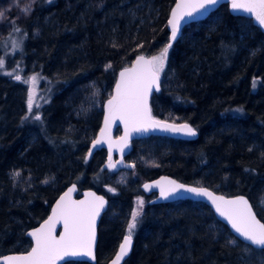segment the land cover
I'll list each match as a JSON object with an SVG mask.
<instances>
[{
  "label": "trees",
  "instance_id": "16d2710c",
  "mask_svg": "<svg viewBox=\"0 0 264 264\" xmlns=\"http://www.w3.org/2000/svg\"><path fill=\"white\" fill-rule=\"evenodd\" d=\"M175 1L37 0L19 24L24 44L17 61L52 94L39 122L25 119L24 86L0 76V258L26 253V233L75 184L107 200L96 264L115 255L135 197L146 204L124 264H264V251L238 242L206 205H152V196L139 191L165 175L224 197L242 195L264 223V35L249 19L220 6L186 25L169 49L150 110L153 118L187 123L196 140L134 141L126 159L132 170L123 179L124 169H108L103 151L87 159L119 71L169 43Z\"/></svg>",
  "mask_w": 264,
  "mask_h": 264
},
{
  "label": "snow or ice",
  "instance_id": "6c2138e0",
  "mask_svg": "<svg viewBox=\"0 0 264 264\" xmlns=\"http://www.w3.org/2000/svg\"><path fill=\"white\" fill-rule=\"evenodd\" d=\"M218 0H177L176 7L172 9L171 17L168 20V26L171 30L169 43L159 52L158 55L151 57L137 56L133 62L132 68H125L120 72V79L116 85V95L112 96L107 105H105L106 115L105 121L109 119V113L113 119L117 116L125 123L127 128L129 123L134 125V131H147L148 127L160 126L162 130L181 131L185 135L195 136L196 130L188 124L179 127L166 125L163 122L154 121L150 116V109L147 105L148 94L155 86L159 90L160 73L165 67L169 49L172 43L177 39L182 21L185 17L191 18L194 14L200 13L208 7L215 6ZM233 9H244L253 14L260 25L264 26V0H247V3H240L239 0H231ZM24 12L30 11V6L23 9ZM5 13L0 11V19H3ZM19 31V29H15ZM13 46L19 48V43L14 42ZM5 67V60L0 58V70ZM108 67H111L109 65ZM13 75V73H6ZM16 80L22 77L18 74L14 75ZM35 83L37 77L31 78ZM28 83V80H24ZM255 87V84L253 85ZM34 95L30 88L28 96L29 112L33 109ZM36 107H39L37 104ZM237 111H240L239 109ZM28 117H25L27 119ZM37 120L39 116L35 117ZM139 125V126H135ZM103 132V129L101 130ZM128 133L125 134V142ZM99 139L93 141V145L99 144ZM92 150L90 149L89 152ZM123 151V148L121 149ZM111 157V147L109 149ZM114 165H109L113 167ZM15 175H19L16 173ZM175 185L171 189L175 192L176 188L185 189L187 192L197 196L204 195L212 199V203L216 211L224 217L231 227L245 241L251 245L264 248V223H260L252 213L248 201L243 196L232 200H225L224 197L213 198L212 194L206 189L187 187L177 185L175 181H171ZM159 185V182H157ZM149 186L145 185V189ZM72 189H69L71 192ZM109 191H114L109 189ZM94 196V194H88ZM169 192L161 187V197L167 198ZM68 193L57 201L56 207L53 208V215L49 216L39 228L29 233L33 237L34 246L27 255L17 257H4L6 261H15L16 264H57V261L64 257H75L79 255L91 256L92 243L95 239V219L99 215V211L104 206L102 197H96L95 201H65ZM143 200H138L137 207L132 210L131 220L128 223V234L124 237L119 251L116 253L112 264H120L124 256L128 254L132 242V233L136 228L138 219L143 212ZM62 220L64 225V233L58 238L52 233L55 229V222Z\"/></svg>",
  "mask_w": 264,
  "mask_h": 264
},
{
  "label": "water",
  "instance_id": "95a60500",
  "mask_svg": "<svg viewBox=\"0 0 264 264\" xmlns=\"http://www.w3.org/2000/svg\"><path fill=\"white\" fill-rule=\"evenodd\" d=\"M239 2L240 3H247V0H239ZM176 4H177V0L173 4V8L176 7ZM223 5L227 6L229 14H231L235 17H239V18L244 17V18L249 19L252 22V25L257 27L261 31V33L264 35V26L260 25V23L257 21L256 17L253 14H251L248 11H245L242 8L233 9L231 0H218V3L215 6L208 7L205 10H202L200 13L194 14L193 17H191V18L185 17L184 20L182 21V27L180 29V32H179L177 39L180 37L181 32L186 25L205 21L206 19H208L210 14H212L213 12L218 10L219 7L223 6ZM172 9L169 12L168 20L171 17ZM168 20H167V24H166V30H168V34H169L168 41H169V38L171 35V30H170V27L168 26ZM176 40L172 43V46L175 44ZM141 56H144V55H141ZM144 57H146V56H144ZM135 60H136V58L133 60V62ZM133 62L131 63V66L129 67V69L133 67ZM122 70H120L116 76L117 79H116V81L112 87L111 95L108 97L106 102L103 104V108H102L103 116H102L101 123H100L101 125H100V128L96 134L95 139L93 140V141H95V140L99 139L100 143L95 145V146L93 145V141L90 143L88 153H87V159H90L95 154L99 153L100 151H103L106 155V158H107L106 159L107 164L111 163V161L113 160L114 161L113 165L116 169L132 170L131 164L124 162V160L127 159V156L130 154V152H131V146L130 145L134 141H140V140H144V138H147V137H156V136L157 137H164V138L168 137V138H172L175 140H183V141L196 140L198 138L197 131H196L195 136H188V135H185L181 131L162 130V128L160 126L148 127L147 131H143V130H141L139 132L134 131L133 130L134 125L132 123H129L127 128H126L125 123L118 116H117V118L113 119L111 116V113H109V119L106 122L105 121V115H106L105 105H107L108 100L112 96L116 95V91H115L116 85H117V81L120 79V72ZM159 91H160V79H159V90H157V88L154 86L148 94L147 105H148L149 109H150V100H151L150 98L155 93H158ZM150 116L153 118L151 110H150ZM153 120L163 122L166 125H172V126H176V127H179L180 125H183V124H187V123L175 124V123H171L168 121H162V120H159L157 118H153ZM135 126H139V125H135ZM102 129H103V132L101 131ZM126 132L128 133V136H127V140L125 142L124 138H125ZM110 147H111V157H110V152H109ZM122 148H123V151H121ZM90 149L92 150L91 152H89ZM171 181H175L177 185H184L185 188H187V187L201 188V187H197L194 185H192V186L187 185V184H184L182 182L180 183L171 177L161 175V176L157 177V179H155V180H147L146 182L141 184L139 187V191H141L142 195L146 198L152 196V198L149 200L150 204H152V205L170 204L172 202H178V201H191V202L194 201V202H199L203 205H206L210 209V211H212L215 219L218 222L222 223L227 228L229 233H231L232 236L238 242H241V243L247 245L251 249L253 248L255 250L264 251V248L253 246L250 244V242L245 241L242 237H240L239 234H237L235 232V230L231 227L229 222L216 211V208L213 205L211 198H209L208 196H204V195L197 196V195L190 193V192H187L185 189H181V188H176L175 192H172L171 189L174 188L175 185L171 184L170 183ZM157 182H159V185L157 184ZM145 185H148L149 187L147 189H145ZM161 187H163L166 191L169 192V195L167 198L161 197ZM69 189H72V191L69 192ZM202 189H206L209 193H211L213 198L224 197L220 194L212 192L208 188L204 187ZM65 193H68V196L65 197V201H69V202H78V201H89V202H91V201H95L96 197H102L103 201H104V206H103V208L100 209L99 215L96 216V219H95V225H94V227H95V239L92 243V255L91 256L79 255V256H75V257H64V258L58 260L57 264H67L70 262H78V263L84 262L87 264H96L97 263V261H96V246H97V242H98V238H97L98 224H99V222L103 216L102 214L106 211V209L108 207L107 200L102 194L100 195V194L96 193L95 191H93L92 189H89V190H82L81 189V190H79L77 185L72 184V185H69L66 188V190L64 192H62L61 195L51 205L52 207L50 208V211H49L48 215L46 216L45 220H47L49 216L53 215V208L56 207L57 201L60 200V198L62 196H64ZM88 194H94V196L88 195ZM240 196H242V195H238V196H234V197H228L227 196V197H224V199L225 200H232V199H235V198L240 197ZM244 199L248 201L247 198L244 197ZM95 202L99 203V201H95ZM248 205L250 206L252 213L255 215L254 210L252 209L251 205L249 204V201H248ZM255 217H256V215H255ZM256 219H257V217H256ZM258 221H260V220H258ZM43 222H41L39 225L34 227V229L39 228ZM260 223H262V222L260 221ZM34 229H30L25 235L26 238L31 242L30 249L26 253H23V254H12V255L1 256L0 264H16L15 261H6L3 258L4 257H17V256L27 255V253L31 251L32 247L34 246V240H33V237L29 235V233L32 232ZM64 231H65V229H64L63 221L57 220L55 222V229H54L52 234L58 238L62 233H64ZM133 241L134 240L132 238L130 251L128 252V254L126 256L123 257V259L120 261V264H124L127 261L126 259L133 249L132 248L133 247ZM123 242H124V238L122 239L121 243H123ZM121 243L117 247V251L115 252V255L109 260V262L107 264H112V261L116 257V253L120 249Z\"/></svg>",
  "mask_w": 264,
  "mask_h": 264
},
{
  "label": "rangeland",
  "instance_id": "374dc122",
  "mask_svg": "<svg viewBox=\"0 0 264 264\" xmlns=\"http://www.w3.org/2000/svg\"><path fill=\"white\" fill-rule=\"evenodd\" d=\"M37 0H0V11L5 13L3 19H0V58L5 60V67L3 70H0V76L10 78L14 82L22 83L24 86L25 94V104H26V116L29 117H36L40 114L41 106H45L49 104L50 95L52 92L49 91L48 86L45 84V81L42 77L32 70V67H28L25 65L22 67L21 64L18 62V54H22L23 51V44L24 38L20 36V27L19 24L25 20L28 16H30L34 5L36 4ZM26 6H30V11L24 12L23 9ZM19 29L16 31L15 29ZM14 42L19 43V48H15L13 46ZM18 60V61H17ZM6 73H13V75H8ZM18 74L22 77L21 80H16L14 75ZM36 76L37 79L35 83L32 81V77ZM27 79L28 83H25L24 80ZM30 88L33 91L34 100H33V109L29 112L28 107V96ZM39 107H36V105ZM33 118V119H34ZM35 120V119H34ZM40 120L36 121L39 122ZM113 165V161L110 163ZM110 170H116L115 167H109ZM128 176L127 170H123L120 173V178H126ZM138 200H143L144 205L146 204L143 197H135L133 200L134 206L133 209L137 207ZM132 214V213H131ZM140 218V217H139ZM137 227V226H136ZM136 229V228H135ZM133 230V233L135 231ZM132 233V235H133ZM128 234V230L126 235Z\"/></svg>",
  "mask_w": 264,
  "mask_h": 264
},
{
  "label": "flooded vegetation",
  "instance_id": "af4514ba",
  "mask_svg": "<svg viewBox=\"0 0 264 264\" xmlns=\"http://www.w3.org/2000/svg\"><path fill=\"white\" fill-rule=\"evenodd\" d=\"M112 161H113V160H112ZM112 161H111V162H112ZM113 162H114V161H113ZM124 162H127V160L125 159ZM127 163H128V162H127ZM109 164H110V163H109ZM113 164H114V163H113Z\"/></svg>",
  "mask_w": 264,
  "mask_h": 264
}]
</instances>
